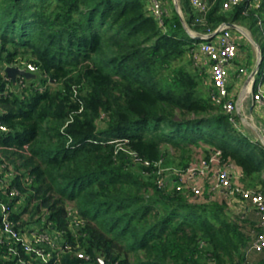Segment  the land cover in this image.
<instances>
[{"label": "trees", "instance_id": "obj_1", "mask_svg": "<svg viewBox=\"0 0 264 264\" xmlns=\"http://www.w3.org/2000/svg\"><path fill=\"white\" fill-rule=\"evenodd\" d=\"M252 1L224 10L209 0L197 22L180 0L184 18L173 4L161 23L151 0H0V167L33 178L15 180L22 225L46 216L95 261L264 264L252 248L263 230L255 209L258 224L226 199L160 186L154 166L187 167L198 149H219L245 187L264 189V145L214 101L191 35L238 23L259 29L264 51V0ZM28 63L37 77L24 86L7 75ZM70 209L83 221L78 238ZM85 263L73 251L61 261ZM0 264L16 263L0 255Z\"/></svg>", "mask_w": 264, "mask_h": 264}, {"label": "built area", "instance_id": "obj_2", "mask_svg": "<svg viewBox=\"0 0 264 264\" xmlns=\"http://www.w3.org/2000/svg\"><path fill=\"white\" fill-rule=\"evenodd\" d=\"M243 1L245 0H223L222 7L224 10H228ZM260 1L253 0L250 2V6L258 7ZM191 4L201 14L196 18V21H203L210 8V3L207 0H191ZM150 11L162 23V17L167 12V8L162 0H151ZM235 25L238 30L247 34L244 27L239 24ZM192 37L201 40L196 42L193 57L196 63L210 67L214 101L222 105L223 110L232 115L231 120L235 121L236 104L229 89L228 73L230 64L239 55V36L233 33L232 26L222 23L214 30L193 33ZM26 67L31 72L37 71L36 66L32 63H28ZM17 78H19V83L24 86L25 78L23 76ZM252 93L253 100L264 107V88L258 85L257 90H253ZM0 128L7 129L1 123ZM136 160L145 165L151 164V161L139 157H136ZM154 166L160 186H166L173 182L177 190L186 191L195 198L226 199L230 206L237 211H242L246 205L255 209L260 217L263 230L256 236L252 248L259 251L264 250V189L245 187L241 182L242 168L232 161H224L221 150L212 149L208 156L196 157L187 167L168 166L163 164L162 160L156 161ZM18 175L20 176V173L12 165H1L0 255L16 264H61L63 254L73 251L86 263L99 264L91 254L80 247L79 243L73 245L65 236L64 230L54 228L46 216L37 220L38 226L32 224L35 221H28L22 225L21 219H17L15 213L19 205L24 203L26 194L15 181ZM199 178L205 180L206 186L196 185ZM20 179L24 184L27 181H32L33 178L26 175L20 176ZM69 215L71 217L70 227L78 238L79 228L83 221L72 209H70ZM24 217L26 219L28 215L25 214ZM107 262L118 264L114 261Z\"/></svg>", "mask_w": 264, "mask_h": 264}, {"label": "crops", "instance_id": "obj_3", "mask_svg": "<svg viewBox=\"0 0 264 264\" xmlns=\"http://www.w3.org/2000/svg\"><path fill=\"white\" fill-rule=\"evenodd\" d=\"M162 1L164 2L165 6H167V7L169 4H171L170 0H162ZM173 1L176 3V0H173ZM207 2H209V0H207ZM181 16L184 18V16L182 14H181ZM236 24H238V23H236ZM241 26L246 28L245 30L247 31V34H246V36H247L249 29L246 26H243V25H241ZM232 28H233V33L236 34L237 36H239V38H240L239 55L230 64L229 73H228L229 80H230L229 89L231 92V96H232V98L236 104V110H235L234 114H236L237 118L240 120H242L243 116H246L252 121V124H253L252 129L254 131V135H253L254 138L249 134H247V135H249V137L252 140L259 141L263 144V139H264V107L261 104L255 102L253 100V96H252V94H253L252 91L257 90L258 85L259 86L261 85V87L264 88V81L261 82L260 84H257L258 83L257 78L255 79L252 77V72L257 67L258 62H259L258 58L260 57V55H259L258 49H260L259 46H261V45L256 39H254L252 41L253 44H255V45L258 44V47L255 46V50H253V53H251V57L248 60L245 58L244 52H243V58L242 59H244L246 61V64H245L244 62H242V59L238 58L240 56V50L242 51V45H243L242 41L244 39L240 33V30H238L236 27H232ZM193 33H201V32L191 30V35ZM261 51H262V49H261ZM195 64L204 69L206 84L209 86H213L211 84V72H210L209 65L204 66V64H198L196 62H195ZM250 70H251V72L249 73ZM236 126H239V125L236 124ZM241 182H242V180H241ZM232 208L235 209L234 207H232ZM245 209H246V212L248 213V215L251 216V218L255 220V224H258L259 223L258 215H256V213L252 210V208L248 207L246 205ZM85 264H96V263L90 262V263H85Z\"/></svg>", "mask_w": 264, "mask_h": 264}, {"label": "rangeland", "instance_id": "obj_4", "mask_svg": "<svg viewBox=\"0 0 264 264\" xmlns=\"http://www.w3.org/2000/svg\"><path fill=\"white\" fill-rule=\"evenodd\" d=\"M170 2H171V4L168 5V8H169L168 11H171V9H173V6L172 5L175 4L176 5V8L178 9V11L183 15V12L181 10L180 0H178L176 2L177 4L175 2L172 3V1H170ZM244 29H246V28L244 27ZM248 29L250 30V31L248 30V35H247L248 37L246 36V34H244L242 31H240V33H241V35H242V37H243L244 40L242 41V44L243 45H242V51L240 50V56L238 57L239 59H242L243 58V52H244V56H245V58L247 60L251 57V53H253V50H255V46L258 47V44L255 45V44L252 43V41L255 38L258 39L259 42H262V35H261L259 29H255V28H252V29L248 28ZM197 41L199 42L201 40L198 39ZM258 52H259V55H260V50L259 49H258ZM262 53L264 55V51H262ZM242 62H244L246 64V61L244 59H242ZM21 66L23 68H27L25 64H23ZM251 70L249 71V73L251 72ZM256 78H257V82H258L257 84H260L261 82H263L264 81V70L260 74H257L256 75ZM25 84H27V83L25 82ZM236 122L239 125L238 128L241 131H243L245 134L251 135L254 138V136H253L254 135V131L252 129V125L253 124H252V121L248 117L243 116L242 120L238 119ZM200 155H203V153H202V150L201 149H198V153H196L195 156L198 157ZM200 184L206 186L207 183L205 182V180L203 178H199L198 181L196 182V185H200ZM32 224L38 226L37 221L33 222Z\"/></svg>", "mask_w": 264, "mask_h": 264}, {"label": "water", "instance_id": "obj_5", "mask_svg": "<svg viewBox=\"0 0 264 264\" xmlns=\"http://www.w3.org/2000/svg\"><path fill=\"white\" fill-rule=\"evenodd\" d=\"M177 4V3H176ZM229 24L230 26L232 27H236L235 24H232V23H227ZM259 50H260V57H259V62H258V65L257 67L253 70L252 72V77L256 79V75L257 74H260L261 73V68H262V63H263V59H264V56H263V53L261 51V46H259ZM6 73L7 75L12 78V80L14 82H16L17 80V77L18 76H23L25 77L26 79L30 80L32 78H36L37 77V74L34 73V72H31L29 70H27L26 68H23L19 65H8L6 68ZM97 262L99 264H109L104 258L102 257H97Z\"/></svg>", "mask_w": 264, "mask_h": 264}]
</instances>
